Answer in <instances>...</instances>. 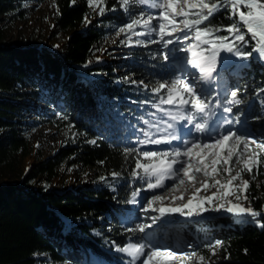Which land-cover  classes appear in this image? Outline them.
<instances>
[{"label": "trees", "instance_id": "1", "mask_svg": "<svg viewBox=\"0 0 264 264\" xmlns=\"http://www.w3.org/2000/svg\"><path fill=\"white\" fill-rule=\"evenodd\" d=\"M22 1L0 0V182L16 177L28 155V142L17 119L30 110V101L43 103L45 113L37 112L39 116L58 129H70L74 138L52 158L34 166L20 185L0 184V264H92L91 258L115 264L113 247L142 243L137 228L123 225L121 219L126 216L130 196L151 182L142 170L139 177L132 175L136 160L144 163L137 145L144 132L166 117L167 104H160V98L166 97L149 86L170 83L175 66L157 45L131 50L132 60L123 63L122 69L132 80L121 78L109 64L91 63L102 31L93 27L75 31L89 14L87 0H54L59 11L56 30L74 32L62 55L46 47L5 45L3 22L24 19ZM105 10L113 13L100 20L102 25L123 26L129 20L118 0H105ZM136 12L146 13L141 6ZM211 23L224 28L231 21L221 10ZM246 40L249 43L241 49L245 53L255 46L247 35ZM241 43L236 42L237 46ZM237 57L226 52L217 64L230 59L232 66L222 72L221 80L243 98L244 110L235 114L240 109L236 108L233 115L250 119L255 134L264 129V119H253L264 111L263 61L248 56L236 63ZM196 116L199 119L200 115ZM64 163L96 170L101 178L75 192L29 187L38 176L44 184L49 183ZM245 177L250 182L245 193L248 202L262 212L256 220L264 223V199L254 184V180H264V163L252 174L245 172ZM186 229L203 243L217 234L220 264H264V227L250 216L212 219Z\"/></svg>", "mask_w": 264, "mask_h": 264}, {"label": "snow or ice", "instance_id": "2", "mask_svg": "<svg viewBox=\"0 0 264 264\" xmlns=\"http://www.w3.org/2000/svg\"><path fill=\"white\" fill-rule=\"evenodd\" d=\"M145 2L146 0H140L141 4ZM87 3L89 6L99 7L102 0H87ZM128 4L129 0H121L122 6L126 7ZM150 7L158 9L157 16L149 15L145 19L141 14L140 18L128 23L126 28L121 27L119 32L124 33L126 30L132 32L136 26H141L149 29V32L155 31L161 40H164L165 36L182 32L184 35L178 36L176 38L178 41L189 39L194 41L183 50L191 53L192 58L187 63L199 70V76L192 74L191 80L177 77L170 83H159L158 87L152 91L160 93L167 89V96L160 98V104L177 105L189 113L187 116L172 115L171 119L186 120L192 125V128L188 129L189 136L192 135L193 129L201 135L194 137L191 141L181 139L182 150L181 147H176L172 151L141 153L148 162L142 163L137 159L132 175L139 177L142 170L146 177L150 179L154 177V182L147 183L148 189L164 188L166 180L176 181L170 191L180 192V195H173L171 197L173 202L184 199V192L189 190L183 187L186 184L190 186L192 192L186 203L174 207L164 205V196L154 195L148 200L146 210L150 209L159 213V216H153L151 219L154 223L160 220L161 225L164 223L162 218L166 215L178 213L181 216L192 217L207 212L211 208L215 211L223 209L240 217L250 216L260 227H264V223L256 220L262 215L261 211H256L251 206L243 207L227 199L230 196H234L237 201L248 198L245 193L250 182L243 178V174L245 172L252 174L254 168L258 170L259 165L264 163L261 160V156L264 155V129L257 130L253 135L240 133L238 130H233L234 120L235 123H240L238 119L211 120L214 113L210 108L213 100H215V106H221L220 100L215 98L219 94H214L212 88L213 73L217 72V57L221 50L228 53L234 52L241 58H247L255 52L259 58H264V0H151ZM104 10L103 7H99L101 15ZM221 10L228 13L231 21L224 28L211 23L214 15ZM153 20L156 24H153ZM218 32H227L228 35H217ZM135 34L145 35V33ZM246 35L255 41L254 48L247 53L241 50L249 43ZM237 41L242 42L241 46H237ZM164 43L167 47L173 43V40L168 39ZM202 45L208 47L205 48ZM164 58L168 59V55ZM230 96L231 100L227 103L233 105L241 103V100L237 98V90L231 91ZM223 111L231 113L232 108L223 107ZM196 114H201L199 121ZM253 119H264V115L253 117ZM168 127L172 128L173 125L169 124ZM143 134L149 137L142 141L144 144H171L172 140L178 139L175 135H171V139H151L149 132ZM92 142L95 143V141ZM233 171H235L234 175ZM198 174H202L204 179L198 181ZM237 181L239 183H236ZM196 183L200 186L196 187ZM182 188L183 191H181ZM213 188L216 190L210 195H200L202 191L207 193ZM157 203L159 207H154ZM146 227L149 226L140 225L139 231L144 232ZM220 245L221 242L216 241L214 245H206V247H209L212 255H215V248ZM188 247L191 245L189 244ZM118 251L127 253L132 258V264L136 261L140 264H189L193 258L188 253L173 250V247L156 242L151 237L147 238V243L128 244L126 247H120ZM198 260L199 264H205L204 256H200Z\"/></svg>", "mask_w": 264, "mask_h": 264}, {"label": "rangeland", "instance_id": "3", "mask_svg": "<svg viewBox=\"0 0 264 264\" xmlns=\"http://www.w3.org/2000/svg\"><path fill=\"white\" fill-rule=\"evenodd\" d=\"M118 2L121 5V0H118ZM150 3V0H146V2L143 4L140 3V0H129V4L126 7L121 5V10L129 14V20L123 26L102 25L100 23V20L105 15L113 13L104 10L103 14H100L99 7H103L105 9V0H102V3L99 4V7L88 5L89 14L85 18V21L75 31H83L89 27L98 28L102 31V39L100 43L94 47L90 62L95 64H109L114 69V72L120 75L121 78L125 80H132V77L128 75L127 71L125 69H122L123 63L132 60L131 50L134 48H143L157 45L158 48L161 49L164 56L168 55L167 60H169L175 66L176 74L174 75L173 79L179 77L181 79L191 80L193 78L192 74H195L198 77L199 70L195 68L191 70V65L187 63V61L192 58L191 53L183 50L187 48L188 44L194 43V41L190 39L178 41L176 38L178 36L182 37L184 35L182 32H177L173 36H165L164 40H161L160 36L155 31L149 32V29L141 26H136L132 32H129L127 30L124 33L119 32V29L121 27L126 28V25L128 23H130L133 19L140 18L141 14H143L145 19L149 15H152L153 17L157 16L158 9L151 8ZM138 6H141L146 13H135V10ZM21 8L26 10L24 19L3 22V44L22 47L31 46L36 48L46 47L53 50L57 54L62 55L66 49L68 39L74 32H59L56 30L55 24L59 15V11L55 1L24 0L21 2ZM153 24H156L155 20H153ZM135 33H145V35H137ZM168 39L173 40V43L165 47L164 41ZM202 47L206 48L208 46L202 45ZM226 52L227 51L221 50L217 57V61L220 57L225 56ZM206 54L210 55V53ZM251 57L258 61H263L264 66V58H259L257 53H253ZM237 58V63H242L245 59L241 57ZM224 62H226V68L231 66L230 59H226ZM221 71L222 69L218 68L217 64V72L213 74L220 73ZM213 84L214 85H212V88L214 94H216L217 90L219 89L216 88L217 86L215 85V81ZM156 87H158V85L155 87L149 86V89L152 90ZM224 87L225 88H222L221 90V98L218 99L221 102V106H215V100H213V103L210 105V108L215 115L213 117V120L219 121L225 118L230 120H234V118L238 119L240 123H235L234 120L233 130H238L240 133L246 135H253L254 133L250 130L249 124V121L251 120L243 119L244 115H242V119H240L241 117L236 118V116L233 115L236 108L240 109L239 111H235V114L241 113L244 110V108L242 107L244 105L243 98H239V95L237 96V98L241 100V103L239 105L227 103V101L231 100L230 93L231 91H233V88L226 87V84ZM160 93L166 97L167 89L162 90ZM215 98L217 99V96ZM257 102L261 104V101L258 100ZM29 106L30 110L26 109L23 115L19 119H17V123L19 125L18 128L21 129L22 136L28 142V155L22 160L20 171L17 176L13 178H5L0 182V184L20 185L26 178V176L30 174L34 166L52 158L62 147L66 145L67 141L74 138V134L70 131V129H58L49 124L44 116H39V113H45L43 110L46 109V107L43 105V103L30 101ZM223 107H231L232 112H224ZM262 107L264 108V102L262 104ZM165 114L166 117H164V119L157 121V124L154 127L148 129L147 132L151 134V139H171V135L175 134V136H177L176 132L183 129L187 130L185 132L188 133L187 128L190 126V124H188L186 120L171 119L172 115L179 116L183 114L187 116L189 114L187 110L181 109L177 105H167ZM169 124H172L173 127L169 128ZM157 129H159V131ZM172 129H174V134L170 133ZM200 135L201 134L196 133L193 129L192 137H190V139H185V141H191L194 137ZM145 139H149V137H144L142 140H140L141 143H139L136 148L140 153L141 159L144 161V163L148 162L141 155V153L144 151H172L176 147H181L182 150V145L180 141H177V139H175V141L177 142L176 146L169 148L162 143L164 145L162 148H153L149 150L152 145L157 144H144L142 143V141H144ZM236 170H238V168ZM234 174L235 171H233V175ZM100 178L101 174L96 170L83 168L81 166H70L64 163L57 168L56 175L50 180L49 183L44 184L43 178L38 176L32 179L29 187L35 190L45 187L47 191L57 190L63 192H75L79 189V187L95 185L100 180ZM203 179V175L198 174L197 180L200 181ZM244 179L248 180V178L246 177ZM150 180L151 182H154L155 178L153 177ZM174 183H176V181L169 180L165 184L164 188L152 190L148 189L146 185L142 190L135 192V195L132 194L127 200L125 206L126 216L121 219L122 224L131 228H137L138 231L140 225L149 226L145 228L144 232L139 231L142 235V243H147V238L151 237L154 238L156 242H160L173 247V250L186 252L193 257L189 261V264H199L198 258L200 256L205 257V264H220L222 261L219 253L220 246L215 248V255H212V250L209 247H206V245H214L216 241H220L217 234H213L209 237L207 243H203L193 232L187 231L186 226L179 225V218L181 215L178 213L166 215L164 218H162L164 221L162 225L160 220H157L154 223L151 219L153 216H159V213L157 212H154L150 209L146 210L147 202L151 199L152 196H164V205L173 207L179 204L186 203L188 196H191V188L186 184L183 187H187L189 190L184 192V199L173 202L171 197L173 195H180V192L172 193L170 191V188ZM236 183H239V181H237ZM254 184L259 186L258 196L261 199H264V188H261L262 185L264 186V180H254ZM199 186L200 184L196 183V187ZM163 189L164 192H162ZM215 190V188L210 189L207 193L202 191L200 195H210L211 192H214ZM181 191H183V188L181 189ZM227 199L232 203H239L246 208L251 206L248 202V199H241L240 201H237L234 196H230ZM154 207H159V203L154 205ZM206 207L210 206L206 205ZM227 213L228 212L223 209L215 211L211 210L210 208L209 211L202 214L203 216L207 217H215V219H230L227 218ZM128 244L135 243L128 242L124 247H126ZM189 244L191 245V247H188ZM113 248L114 249L111 252L116 256L115 264H132V258L129 257L127 253L118 251L119 248L117 247ZM201 249H204L203 253ZM35 257L38 259L49 261L48 258L44 255H37ZM90 263L101 264L93 258H91ZM135 264H140V262L136 261Z\"/></svg>", "mask_w": 264, "mask_h": 264}, {"label": "bare ground", "instance_id": "4", "mask_svg": "<svg viewBox=\"0 0 264 264\" xmlns=\"http://www.w3.org/2000/svg\"><path fill=\"white\" fill-rule=\"evenodd\" d=\"M190 69L193 70L192 68H190ZM182 122H183V121H182ZM191 127H192V126L190 125L187 129H190ZM173 130H174V129L171 130V132H170L171 134H174ZM185 131H187V130H184V129H183L182 131H180L181 136H182V135H183V136H187V135H188ZM176 133H177V132H176ZM174 135H175V134H174ZM143 137H144V136H143ZM189 137H190V136H189ZM165 146L170 148V147H173V146H176V145H173V143H171V144H165ZM153 147H154V146H152L149 150L153 149ZM155 147L162 148V147H163V144H162V146H161V145H157V146H155ZM168 181H169V180H166V181H165V184H166ZM171 181H173V180H171ZM162 192H164V189L162 190ZM188 198H189V196H188ZM202 215H203V214H201V216H202ZM179 219H180V218H179ZM179 221H180V220H179Z\"/></svg>", "mask_w": 264, "mask_h": 264}, {"label": "water", "instance_id": "5", "mask_svg": "<svg viewBox=\"0 0 264 264\" xmlns=\"http://www.w3.org/2000/svg\"><path fill=\"white\" fill-rule=\"evenodd\" d=\"M84 31V30H83ZM82 32V31H81ZM91 64L89 63V64H87V66H90Z\"/></svg>", "mask_w": 264, "mask_h": 264}]
</instances>
